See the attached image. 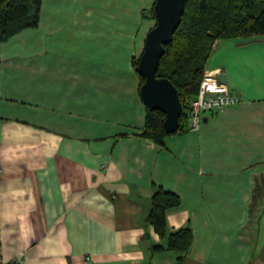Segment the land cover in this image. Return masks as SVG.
<instances>
[{
    "label": "crops",
    "instance_id": "1",
    "mask_svg": "<svg viewBox=\"0 0 264 264\" xmlns=\"http://www.w3.org/2000/svg\"><path fill=\"white\" fill-rule=\"evenodd\" d=\"M153 1L42 0L1 44L0 264H176L148 222L158 186L179 196L167 233L193 232L183 264H264V33L206 63L241 101L159 144L134 65Z\"/></svg>",
    "mask_w": 264,
    "mask_h": 264
},
{
    "label": "trees",
    "instance_id": "2",
    "mask_svg": "<svg viewBox=\"0 0 264 264\" xmlns=\"http://www.w3.org/2000/svg\"><path fill=\"white\" fill-rule=\"evenodd\" d=\"M154 1L148 12H143V16L151 17L155 25ZM41 4L42 0H0V47L14 34L38 26ZM263 33L264 0H187L173 40L165 45L157 74L169 78L175 84L185 107L188 103L185 101L195 98L199 92L206 63L218 39L252 38ZM139 57L134 59L137 72ZM139 76L141 85L144 79L140 73ZM164 119L162 111L147 107L141 135L161 144L165 135L169 134L164 129ZM187 120V112L183 108L177 131L188 128V124L185 126ZM178 203L177 193L158 186L152 196L148 222L160 236L168 234L167 246L180 253L176 264H183L193 232L191 228L184 227L167 233L166 224L167 209ZM163 247L160 243L152 245L153 250Z\"/></svg>",
    "mask_w": 264,
    "mask_h": 264
},
{
    "label": "water",
    "instance_id": "3",
    "mask_svg": "<svg viewBox=\"0 0 264 264\" xmlns=\"http://www.w3.org/2000/svg\"><path fill=\"white\" fill-rule=\"evenodd\" d=\"M186 1H154L156 23L146 35L137 66L144 79L139 90L142 100L148 108L165 114L164 129L167 133L177 131L184 106L175 84L169 78L159 76L157 72L166 50L165 45L173 40L174 32L181 23ZM219 79L227 83L225 73H220Z\"/></svg>",
    "mask_w": 264,
    "mask_h": 264
},
{
    "label": "built area",
    "instance_id": "4",
    "mask_svg": "<svg viewBox=\"0 0 264 264\" xmlns=\"http://www.w3.org/2000/svg\"><path fill=\"white\" fill-rule=\"evenodd\" d=\"M219 74L217 71H205L197 96L186 103L184 108L187 112L188 128L199 129L203 113L220 111L241 101L237 93L220 81ZM22 262V258L18 257L5 264H22Z\"/></svg>",
    "mask_w": 264,
    "mask_h": 264
},
{
    "label": "rangeland",
    "instance_id": "5",
    "mask_svg": "<svg viewBox=\"0 0 264 264\" xmlns=\"http://www.w3.org/2000/svg\"><path fill=\"white\" fill-rule=\"evenodd\" d=\"M153 26H154V25H153ZM135 58H136V57H135ZM188 100H191V98H189ZM186 102H189V101H185V103H186Z\"/></svg>",
    "mask_w": 264,
    "mask_h": 264
}]
</instances>
